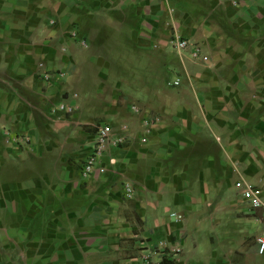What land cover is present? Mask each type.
Instances as JSON below:
<instances>
[{"label": "crops", "instance_id": "obj_1", "mask_svg": "<svg viewBox=\"0 0 264 264\" xmlns=\"http://www.w3.org/2000/svg\"><path fill=\"white\" fill-rule=\"evenodd\" d=\"M128 37L173 80L83 91ZM0 42V264H264L238 187L264 188V0H0ZM104 124L126 141L85 176Z\"/></svg>", "mask_w": 264, "mask_h": 264}, {"label": "built area", "instance_id": "obj_2", "mask_svg": "<svg viewBox=\"0 0 264 264\" xmlns=\"http://www.w3.org/2000/svg\"><path fill=\"white\" fill-rule=\"evenodd\" d=\"M171 45L178 50L179 52H186L191 48L192 56L197 59L201 54V48L195 44H193L189 39L183 38L179 34H176L170 41ZM84 44H86L84 42ZM51 75L49 73L44 74V78L48 81L51 80ZM180 79L176 80L175 85H180ZM76 107L72 104H61L55 110L56 111H65L67 113L74 112ZM133 111L136 114H141L142 109L134 105ZM160 117L158 116H147L143 119V128L146 129V133L149 135L152 133L154 128L160 124ZM98 140L96 142L94 152L89 156L86 160L83 167V174L85 176L91 175L98 170L99 158L105 151L107 145L112 144L115 147L122 146L126 141V136H115L107 124H104L98 128ZM146 141V139H144ZM99 171L106 172V168L101 167ZM238 187L242 190L243 197L249 202L251 208L257 214V220H261L264 218V188L258 185H252L245 182H238ZM124 194L125 198L132 200L134 199L136 192L135 188L129 183L124 184ZM171 217L176 218L177 220H182L183 216L177 213H171ZM264 221V220H263ZM257 243L259 246V253L264 254V233L257 237ZM181 252L180 248H176L169 253H172L170 256L174 257ZM172 258H164L161 260H153L151 255L143 257L142 264H168L171 262Z\"/></svg>", "mask_w": 264, "mask_h": 264}, {"label": "rangeland", "instance_id": "obj_3", "mask_svg": "<svg viewBox=\"0 0 264 264\" xmlns=\"http://www.w3.org/2000/svg\"><path fill=\"white\" fill-rule=\"evenodd\" d=\"M131 41L132 40H130L128 37L127 47L123 51H110L109 53L112 57L111 64L107 66V64L104 63L103 68L97 71H92L90 82H88L90 74L84 73L81 78L86 83L80 85L83 91L89 90V92L93 91L95 94L102 93L103 89L99 83V80H103L102 78L106 79L104 80L106 86L107 88L109 87L111 89L120 81H123L125 85L130 87L129 85L142 86V84L145 85V82L147 83L148 81L159 85L160 79L158 77L162 78L163 80L169 77V79L171 78L173 80V74L171 71L169 73L166 72L164 67L159 65L160 63L157 60L158 58H156L152 52H149L146 48H143V46L139 44H136L137 48L133 47ZM2 44L3 43L0 42V56L4 53ZM155 79H158V82ZM14 85L15 83L9 81L6 66L0 64V91L2 87L13 90ZM88 86H90V89ZM173 87L176 88L174 85ZM29 95L31 98L32 92ZM3 100H5L6 103L9 102L7 98H1L0 95V103L3 102ZM12 102L13 100L9 103L11 104ZM169 207L174 211L177 210L173 206Z\"/></svg>", "mask_w": 264, "mask_h": 264}]
</instances>
